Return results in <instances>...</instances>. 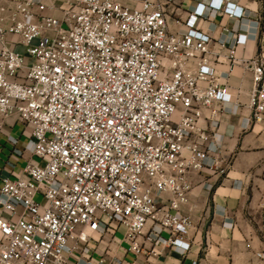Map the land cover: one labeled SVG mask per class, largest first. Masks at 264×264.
I'll return each instance as SVG.
<instances>
[{
	"label": "built area",
	"instance_id": "2783aa9c",
	"mask_svg": "<svg viewBox=\"0 0 264 264\" xmlns=\"http://www.w3.org/2000/svg\"><path fill=\"white\" fill-rule=\"evenodd\" d=\"M237 1L0 0V116L30 127L36 156L2 177L0 264H110L89 242L115 224L137 254L191 250L194 177L233 164L214 128L264 122V44L238 55L264 42L263 14ZM236 65L253 75L247 100Z\"/></svg>",
	"mask_w": 264,
	"mask_h": 264
},
{
	"label": "crops",
	"instance_id": "0c3cea01",
	"mask_svg": "<svg viewBox=\"0 0 264 264\" xmlns=\"http://www.w3.org/2000/svg\"><path fill=\"white\" fill-rule=\"evenodd\" d=\"M62 1L56 0L58 3ZM190 1L185 0L186 3ZM237 2L261 11L264 31V0ZM216 21L229 26L236 24L224 15H217ZM201 24L206 29L209 23L202 21ZM222 32L219 26L213 31L217 36ZM261 43L264 44L249 40L245 46L239 47L238 55L254 54ZM218 68L226 69L227 63H219ZM252 80V72L244 71L241 65H236L230 77L232 91L237 92L241 88L240 95L243 100H247ZM220 120V125L214 130L223 135L222 155L232 156L233 164L227 175L197 174L194 177L190 201L194 219L190 232L191 250L184 252L175 245H166L156 255L149 252L137 254L126 249L125 228L119 233L121 225L115 224L104 234L96 232L94 238L90 239L89 245L95 257L105 256L110 264H117L111 262L113 256L122 258L125 264H191L194 259L198 264H264V259L254 253V250L264 248V122L254 123L251 128L242 131L238 114L222 116ZM0 124L1 183L4 175H23L27 159L36 156L25 148L31 138L29 126L15 114L4 119L0 116ZM8 134L17 137L15 144L8 140ZM16 148L23 152L19 153ZM206 179L214 183L211 191L204 187Z\"/></svg>",
	"mask_w": 264,
	"mask_h": 264
},
{
	"label": "rangeland",
	"instance_id": "374dc122",
	"mask_svg": "<svg viewBox=\"0 0 264 264\" xmlns=\"http://www.w3.org/2000/svg\"><path fill=\"white\" fill-rule=\"evenodd\" d=\"M36 198L39 200V199H42V194L41 193H38L37 195H36ZM125 227H124V225L123 224H121V226H120V229L118 230V232L119 233H121L122 231H123V229H124ZM259 231H260V228H259Z\"/></svg>",
	"mask_w": 264,
	"mask_h": 264
}]
</instances>
